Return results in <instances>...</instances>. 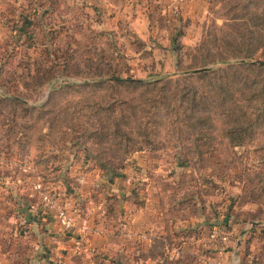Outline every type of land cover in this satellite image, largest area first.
<instances>
[{"label": "rangeland", "instance_id": "1", "mask_svg": "<svg viewBox=\"0 0 264 264\" xmlns=\"http://www.w3.org/2000/svg\"><path fill=\"white\" fill-rule=\"evenodd\" d=\"M137 1V11L119 12L116 24H93L88 12H97L79 9L58 12L75 20L54 31L25 22L10 32L0 26V248L12 254L10 264L55 259L42 249L52 232L41 219L55 212L43 209L36 182L76 221L99 212L106 224L98 223L94 238L85 236L91 249L81 239L74 252L66 249L69 264H264V126L232 148L217 116L212 114V128L189 125L218 110L204 89L207 77L197 78L193 70L224 67L225 59L254 88L264 84V68L246 65L264 60V0ZM46 47L50 58L64 52L73 57L64 73L72 83L49 95L45 87L34 88L51 74ZM98 57H105L100 66L84 59L94 63ZM107 61L125 76L173 82L162 92L161 84L109 87L92 76L103 75ZM187 86L201 93L195 116L185 121L190 101L180 94ZM113 100L117 107L107 112L104 106ZM108 119L115 122L112 130L118 126L146 148L118 149L120 137L103 136ZM200 131L205 134L197 143H205L195 149ZM197 149L208 151L200 156ZM86 153L105 162V170ZM97 172L100 183L85 193ZM90 199L100 206L89 213ZM93 217L86 216L88 231L95 230ZM64 230L89 235L77 225Z\"/></svg>", "mask_w": 264, "mask_h": 264}, {"label": "trees", "instance_id": "2", "mask_svg": "<svg viewBox=\"0 0 264 264\" xmlns=\"http://www.w3.org/2000/svg\"><path fill=\"white\" fill-rule=\"evenodd\" d=\"M58 12H53L49 10L40 11L37 14H33V17L31 18V21L29 22L31 25H41L40 27H49V31L53 30L54 28L63 26L64 24H68L72 21V17L69 18H63L62 16L57 14ZM75 20V18H74ZM78 21V19H76ZM53 27V28H51ZM14 28V27H13ZM45 36V35H44ZM47 37V36H45ZM51 52V51H50ZM54 52V51H52ZM51 52V53H52ZM45 58L43 60H47V62L50 63L48 66L51 70V74L46 78L45 83L46 85H38L34 88H44V92L46 90V94H50L51 91H55L57 88L63 86L64 84H71L72 80L67 79L65 74H67L68 69L70 68V65L68 64L70 59H73L72 54H68L66 52L63 53V55L59 56L57 53H53V57L50 58L52 54L49 53L48 48H45ZM86 62H90V66L93 64H96L100 66L103 64V59L105 57H98L96 61L93 63V60L89 58H84ZM52 60V63L50 62ZM81 61V60H80ZM60 62V63H59ZM75 61H73L74 63ZM108 62V63H107ZM108 70L102 75L99 73L92 74L93 77H96V81L98 83H106L108 86L112 87H120V86H142V87H157L156 84H161L159 86L158 90L159 92H162L166 85L171 84L173 82L171 79L164 80L161 82V79L156 80H144L142 78H134L131 76H125L122 73L117 72V70L111 69V65L109 64L110 61H107ZM225 64L224 67L217 66L215 68H209V69H202L201 71H192V75H195L197 78H205V80L208 81V84L204 88L205 91H208L212 94V97L214 100H217L218 106L215 107L218 110H213L211 112L210 110L205 115V118L202 119L200 117L193 115L192 113V107L196 106L198 103V97L201 93L198 87H195L192 91H190V88L192 87H186L184 92L180 94L181 98H185L186 100L190 101L187 107V110L185 111L184 120L187 121L191 117L195 116V121H189V125L193 128L198 127L197 125H205L208 124L209 128L214 127V121L212 119V114L217 116L218 119L221 121L220 126L218 130H222L225 139H227L228 144L233 148L235 146L243 145L248 138H252L254 136L253 132L254 130L252 128L254 127H260L264 126V84L261 85L259 88H254V85L250 84L246 81V76L242 75L241 73L232 72L237 66L236 64L229 63L227 60L223 59L221 61ZM207 64H201L197 66L198 68L205 67ZM249 65L251 67H258V68H264V60H260L257 62H250ZM93 67V66H91ZM65 73V74H64ZM74 74H77L75 70H73ZM105 75V76H104ZM227 75L229 78L228 82H221V78L223 76ZM231 75V76H230ZM67 79V80H66ZM44 84V82L42 83ZM11 86L16 87V85L12 84ZM3 96L4 94H0ZM220 95V98H219ZM237 96V97H236ZM10 99L21 101L17 95H9ZM236 97V98H235ZM146 100H149V97H145ZM120 105H125V101H119ZM118 102V106H119ZM253 106L256 107L255 110H253ZM117 107L115 100H113L111 103H107L106 107L104 106V109H107V112H114L115 108ZM131 107V106H127ZM253 116L252 118L250 116ZM146 123L148 121H145ZM226 123V125L224 124ZM115 122H111L110 119H108L107 127L109 128L108 132H105L103 134L104 137L107 136L108 133L113 134L117 137H120L119 140H116L114 142V145L118 147V149L122 148L124 153H127L129 151H139L144 150V146L139 143L138 140H134L129 136L127 132L119 130L118 126H116L113 130L111 129V125H114ZM143 124V122L140 123V126ZM106 127V128H107ZM225 127V128H224ZM205 133L203 131H200V135L195 138V149L199 147L201 144H204L205 142H202L201 144H198L197 142H200V136L204 135ZM222 134V135H223ZM116 138V137H115ZM145 139H149L147 136H145ZM110 150V149H108ZM199 152L198 155H202L203 153L207 152L208 150H201L197 149ZM205 151V152H204ZM211 151V150H210ZM209 151V153H210ZM109 158H113V154L108 152ZM86 157H89L88 159H94L97 162L98 167L102 170H105V162H103L100 158L93 155L91 156L90 153H86ZM59 166L58 168H60ZM60 173V171H59ZM58 177V176H57ZM15 203H18L19 201L14 199ZM96 220V218H95ZM24 264V263H21Z\"/></svg>", "mask_w": 264, "mask_h": 264}, {"label": "crops", "instance_id": "3", "mask_svg": "<svg viewBox=\"0 0 264 264\" xmlns=\"http://www.w3.org/2000/svg\"><path fill=\"white\" fill-rule=\"evenodd\" d=\"M137 3H139L137 0H0V26L1 28H3V31L6 30L7 32L8 31L10 32L11 30L9 29L10 26L11 28L13 27V25L18 27V24L19 23L22 24V22H25L28 24L31 21L33 14H37L40 11H45V10L52 11L53 10V12H60V11L61 12L62 11L71 12L73 10L76 11L79 9H82L84 11L86 10L87 12L88 11L97 12V14L88 12L91 15L89 17V20L92 21L93 24L103 25L109 21H112L113 24H116L118 21V13L121 11H126V8L127 10H131L132 8L138 6ZM127 5H129V7H127ZM121 7H123V9H121ZM135 9L136 8H134L133 10ZM133 10H131L130 12H134ZM112 11H115V14L117 15L111 14ZM135 11H137V9ZM64 14L66 15V13ZM131 20H134V18H132ZM86 167L87 166H84L85 170H86ZM96 175L93 176L95 177V180H90L88 178V184L86 186H83V189L85 188L88 189L90 187V184L94 185V184L100 183V180L98 178L99 172H97ZM53 185H55L56 188L58 187L57 182H54ZM86 189H85V193H88ZM67 195L68 197H70L71 194L67 192L65 194V197ZM90 200L91 201H88L85 204V208H84L85 211L87 210L89 213L91 209L92 211H94V207L97 208L100 206V205L95 206V203H93V199H90ZM94 213L92 214L86 213L88 215V218L91 215L92 217L94 216L92 219L93 220L92 224L94 223L95 230L93 229L92 231H88L90 227H88L89 219L86 218L87 215H82V216L78 215L79 217V220H77L78 230H80L78 225L80 223V220L83 217H85V220L87 222L86 230L88 232H86V234H89V235H84L83 238H78V237L71 235L69 231H72V230L74 231V229L66 231L64 229L59 228L55 222L56 220H55L54 214L52 215L50 213L44 214V216L41 217V219L45 223L43 227L45 231L52 232V233L50 234V236H47L46 239H44V241L47 244H44L42 249L47 248L48 252L50 251L51 254H54L53 256H55V259L47 257V259L41 263L42 264H69V262H67L68 258L64 257V253L66 249L74 252L73 249H75V246L79 244L80 239H81V242L83 240L85 244L84 246L88 247V249H91L92 241L90 243H87L88 238L85 236H89V238H94L96 235H98V232H97L98 229L96 227H99V225L101 227L102 223L105 225L103 227H106V224L103 222V219L101 218L100 213L98 212L97 214L93 215ZM132 217L136 219V214L134 213ZM134 219L132 221H134ZM99 222L100 224L98 225ZM107 227L109 226L107 225ZM32 246L34 248H38L36 243L32 244ZM11 259H13L12 254L4 253L0 248V264H10ZM34 260L37 264H39V262H37L36 259H33V262Z\"/></svg>", "mask_w": 264, "mask_h": 264}, {"label": "built area", "instance_id": "4", "mask_svg": "<svg viewBox=\"0 0 264 264\" xmlns=\"http://www.w3.org/2000/svg\"><path fill=\"white\" fill-rule=\"evenodd\" d=\"M33 189L39 193L43 209L46 211H54V214L63 229H71L77 225L76 219L71 215L67 207L59 206L56 201L57 197L49 191H46L45 189L43 190L40 182L34 183ZM78 226L80 230L85 231L87 229L86 220L82 218Z\"/></svg>", "mask_w": 264, "mask_h": 264}]
</instances>
